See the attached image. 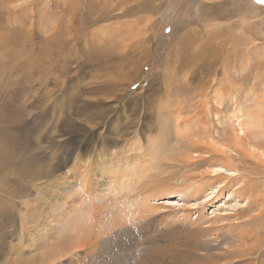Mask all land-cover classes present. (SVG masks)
<instances>
[{
	"label": "rangeland",
	"instance_id": "374dc122",
	"mask_svg": "<svg viewBox=\"0 0 264 264\" xmlns=\"http://www.w3.org/2000/svg\"><path fill=\"white\" fill-rule=\"evenodd\" d=\"M101 52H110L112 60L91 58ZM246 118L255 123L248 130L239 125ZM236 129L240 150L232 144ZM135 141L151 152L158 150L153 144L164 146L169 156L189 165L183 170L199 187L195 194L194 188L158 193L150 200L160 206L158 216L187 207L191 218L208 221L244 210L239 220L224 221L252 220L257 240L243 245L224 240L222 247L238 252L255 245L264 248V204L258 201L264 202V4L258 0H0V264L3 260L24 264L16 247L35 252L36 241L37 248L43 246L41 255L57 247L62 233L38 234L44 226L41 219L33 220L36 229L25 242L20 237L22 215L32 208L50 216L51 209L42 199L56 193L63 196L59 187L66 176L90 170L91 162L80 158L103 147L119 153L127 144L131 154ZM78 152L83 157H75ZM76 160L83 165L78 167ZM224 164L237 170L219 177L212 168ZM107 168L115 172L118 166ZM156 170L148 171L150 178ZM126 174L121 179L130 186L124 190L128 197L124 205L114 197H102L99 187L97 194L81 187L68 200L73 213L80 212L91 196L98 203L101 196L107 204L109 216L98 211L91 221L92 232L86 229L90 244L86 251L100 250L104 240L112 242L120 228L136 229L138 223L125 221L113 233L104 223L117 209L129 219L134 211L128 206L137 196H146L141 182L135 183L144 175L141 170L128 167ZM244 187L253 188L240 195ZM63 201L59 199L60 204ZM57 208L52 209L56 215ZM50 223L61 226L57 219ZM32 227L26 228L29 237ZM132 233L136 246L128 252L138 258L140 240ZM227 233L223 230L224 239ZM261 259L264 262V253ZM66 263L67 259L52 264Z\"/></svg>",
	"mask_w": 264,
	"mask_h": 264
},
{
	"label": "bare ground",
	"instance_id": "6f19581e",
	"mask_svg": "<svg viewBox=\"0 0 264 264\" xmlns=\"http://www.w3.org/2000/svg\"><path fill=\"white\" fill-rule=\"evenodd\" d=\"M127 52L128 51H126V53ZM111 56L112 54L110 52H101L97 55L93 54L91 58H100L98 60L102 61L103 57H107L108 60H112ZM184 64H188L186 59ZM178 112L180 111L178 110ZM246 115L250 114L248 113ZM239 125H241V129L246 127L248 130V128L250 126H254L255 123L252 119L246 118L241 122L239 121ZM232 136L233 146H235V149L236 147H239L238 150H240V145L242 143L240 133L237 129L233 132ZM135 142L137 144H135L134 151L131 152V154L127 149V144L121 147L122 149L119 153H111V148L103 147L100 152L98 151L94 155L88 154L90 156L88 158H80L83 163L91 162L92 165L90 166V170H86L85 174L78 172V175L70 177L66 176L67 178H65L68 180L65 182L62 181L61 186L59 187L63 196L60 197L59 193H56L42 199V201L49 205L51 209L49 210L50 216H44L43 211H34L32 208L22 215L21 223L19 222L20 226H22L20 237L23 238L25 242L31 238L33 231L36 229V223L33 222V220L40 222L41 219V224L44 225L42 228L37 229L38 234H41L43 231L49 234V236L55 237L53 234L59 232L62 233L61 238L58 235V238H60L58 242L59 245L51 248L49 252H43L44 255L40 254L43 246L37 248L39 246V242L37 241L32 244V249H34L33 251L35 252H30V249L27 250L23 247H21V250L19 251V248L16 247L15 250L16 252L18 251V255L24 261V264H52L53 262L66 259V264H78L80 262L85 264H264V262H261V258L264 253L263 246L262 248H258L255 245L254 247L252 246L251 248L244 249L239 252L236 251L237 249L230 250L229 248L222 247L224 240H229L231 243L238 242L242 245L247 241L255 242L257 240V238H255L256 232L250 226V224L253 223L252 220H246L241 224L225 223L224 221L233 217L239 220L238 218L246 213L244 210H237L233 217L214 216V218L210 217L211 219L208 221H204L205 218L201 216L194 219L191 218V210L187 207H184L181 210L173 209L170 212H167L165 214L166 216H158L156 211L160 208V206L152 205L150 203V200L155 198L158 193H181L190 191L194 188L192 194H195L199 187L196 188L193 186L194 182L192 178L186 175L185 170H183L184 167L189 165H184V163H182L183 160L181 161L180 158L178 159L176 156H169L166 153L164 146H161L159 143L156 144V146L153 144V147L158 150L151 152L145 144L141 143V141ZM176 154L177 153H175V155ZM104 156H106V158H103ZM75 157L83 156L82 153L78 152ZM76 161L79 162L78 160ZM80 164L82 163L79 162L78 167H81ZM117 166L118 169L115 168V172L107 168L109 167L113 169ZM147 166H150V168L148 169ZM128 167L133 169L138 168L141 170V173L144 174H142L143 177L141 176L139 178L142 179V181L137 179L135 180V183L138 184V182H141L146 196H137L135 202L128 206L132 209V211H134L129 219V215L120 209L115 211L114 214L116 215L112 214V217H107L109 216L107 204L104 205L101 202L104 201L102 197L108 196L109 199H111L110 197H114L113 199H115V201H120L118 203L124 205L123 200L127 195V192H124V190L126 189L125 187H129L130 185L126 183L127 181L124 183L121 178H127V174L125 175V173H127ZM156 167V176L150 178L151 174L148 173V171H152ZM236 170L237 168L232 166V164L216 165L212 168V171L219 177L224 176L220 174L222 172H235ZM111 173L112 176L109 177L108 174ZM87 178L89 181L91 180L90 182L92 186L90 188L88 187L89 182ZM199 186L202 187V185ZM81 187H83V189L84 187H87L85 191L88 190V192H94L95 194L98 193V189L100 188L102 197L100 196L98 199L101 201L98 203L95 201L96 196H91L89 198L90 200H86L85 202L87 206L83 205L80 212L74 211L73 213V210H68V200H73L76 197L75 194ZM154 188L156 192H150V190H153ZM252 188L253 187H251V189ZM251 189L247 190L245 187L240 188L242 191H240V195H242L243 192L247 194V192ZM110 190H112L113 193H110ZM137 194L140 193L137 192ZM85 195L86 194H84V196ZM78 196H81V194ZM81 197L84 198L83 196ZM61 198H64V201L60 204L59 199ZM244 198L247 199V197ZM258 201L260 205L264 204L261 200L258 199ZM58 202L59 206L57 204ZM98 204L101 205L99 206ZM53 207H58V215L53 213V211H55L52 210ZM103 210L107 213L104 223L112 232V229L121 225L125 221H135V223H138V225H136V229L132 231L135 232V235H137L136 238L140 240V248L137 250L140 252V256L138 258L128 252L129 248H134L136 246L135 240L132 239L133 233L130 232V230L124 231L123 228L118 230L119 232H122V236L118 231L117 233L113 232L117 239L116 237H112V239H114L112 242L104 240L101 243L100 250L86 251V248L88 249L90 247L88 242L89 234L86 232V229L89 232H92L91 221H94L93 217L96 219V213L98 211L102 212ZM262 214L264 215V209L262 210ZM2 215L4 218L3 213ZM11 218L12 220L17 218L14 211L11 212ZM53 219L59 220L61 226L52 225L50 221ZM4 220L5 219H3V221ZM220 220H223L224 222L219 224ZM30 226L34 227H32V232L29 237L26 232V228L30 229ZM223 230L228 232V236H226L225 239L222 236ZM209 236L214 237L211 240H208ZM28 243L31 244V242ZM117 249H121V253L117 252ZM88 257L90 258L88 259ZM235 257H238L239 259H235ZM38 258H40V260H38ZM135 258L138 260L132 262ZM7 263V260H3L2 264ZM15 264H19V261H16Z\"/></svg>",
	"mask_w": 264,
	"mask_h": 264
},
{
	"label": "snow or ice",
	"instance_id": "6c2138e0",
	"mask_svg": "<svg viewBox=\"0 0 264 264\" xmlns=\"http://www.w3.org/2000/svg\"><path fill=\"white\" fill-rule=\"evenodd\" d=\"M259 3L264 4V0H258ZM171 29H166V31H170ZM135 87V85H133Z\"/></svg>",
	"mask_w": 264,
	"mask_h": 264
}]
</instances>
